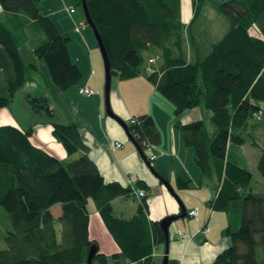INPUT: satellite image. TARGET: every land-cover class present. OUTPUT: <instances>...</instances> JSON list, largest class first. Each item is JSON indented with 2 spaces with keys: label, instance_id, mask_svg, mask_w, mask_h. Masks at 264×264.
I'll use <instances>...</instances> for the list:
<instances>
[{
  "label": "trees",
  "instance_id": "16d2710c",
  "mask_svg": "<svg viewBox=\"0 0 264 264\" xmlns=\"http://www.w3.org/2000/svg\"><path fill=\"white\" fill-rule=\"evenodd\" d=\"M40 0H0L12 27L31 28L33 52L45 62L52 84L61 91L78 86L81 71L71 61L67 45L55 24L37 6ZM89 16L106 49L111 74L121 79L144 75L172 106L174 118L203 104L210 111L203 120L175 126L194 151L202 177L218 180L213 211L227 215L223 230L230 245L211 264H264V190L254 192L253 174L238 155L243 145L260 150L256 171L264 178V144L257 130L264 128V0H220L217 11L229 22L221 38L202 56L191 40L194 56L187 58L180 0H85ZM205 0H192L194 23ZM256 27L259 35L250 33ZM190 33V29H189ZM191 38L193 37L190 33ZM150 62L144 65V58ZM0 70L8 94L0 109L10 107L15 94L33 81L37 68L25 64L10 30L0 23ZM29 101H34L28 97ZM47 110L46 98H37ZM51 111L48 109L50 116ZM51 134L68 160L61 162L32 144V128L0 125V264H83L89 248L88 200L91 198L118 251L113 264H156L153 250L164 248L160 221L150 220L146 194L129 219L113 215L111 201L136 196L147 185L106 182L73 122L52 121ZM144 154L160 144L153 118L134 117L127 124ZM155 160V159H154ZM182 188L188 182L178 180ZM60 206L55 219L51 208ZM61 227L58 235L55 223ZM261 249L262 260L257 249ZM98 250L92 264H105ZM168 264H186L169 257ZM190 264V263H189ZM199 264V263H193Z\"/></svg>",
  "mask_w": 264,
  "mask_h": 264
},
{
  "label": "crops",
  "instance_id": "0c3cea01",
  "mask_svg": "<svg viewBox=\"0 0 264 264\" xmlns=\"http://www.w3.org/2000/svg\"><path fill=\"white\" fill-rule=\"evenodd\" d=\"M187 2L188 0H180L182 21L187 16V11L183 7L187 5ZM38 8L46 15L45 10L41 7ZM67 8L69 7H66V11ZM48 18L55 24L63 37L69 38L67 45L69 57L82 74L78 86H73L58 94L60 99H57V101L59 102L62 115L55 116V121L61 123L73 122L79 127L81 138L89 148L88 155L96 163L106 182L117 181L123 185L132 186L135 185V182L142 181L148 186L145 194L148 204L147 216L150 220L160 221L168 215L181 213L179 203L163 182L170 183L176 190H184V192L177 193L184 203L186 215L183 218L177 219V222H172L169 226V257L179 263L211 264L215 256L230 245V239L223 233L228 222L227 215L218 214L209 207V202L216 196L219 183L213 177L207 178L201 176L194 161V151L189 150L184 144L182 133L175 126L177 120L182 124L202 120V117H200L202 116V111L199 110L197 113H193L194 109L187 110L178 118H174L173 108L156 91L154 86L146 80L144 75L132 79L118 78L116 86L110 90V105L113 112L124 122L127 119L131 120L134 117L148 114L153 118L161 136L160 144L150 148V155H156L158 167L155 169L149 167L151 170L149 172L143 166L144 164L147 165L144 154H140L132 142L130 146L125 145V140L128 137L123 128L114 119L107 115L103 116L102 98L97 96L101 87L100 73L102 68L100 58L95 52L94 46H91L93 42H91L89 34L83 32L77 36L75 32H72L75 29L78 30L77 26L72 27L68 24L59 26L52 17ZM3 19L7 21L6 15L0 7V23L3 22ZM61 19L66 20L69 18L61 17ZM69 23L71 24V22ZM87 43L90 47L87 46ZM19 52L23 62L26 63L21 51ZM30 62L34 65L39 64L35 60H31ZM51 87L53 86H50V89ZM80 87L91 88L95 91V94L91 96L82 95L78 91ZM53 91L55 93L57 90ZM205 114L207 117L210 116L207 112ZM185 119L186 121H184ZM51 122L52 120L32 124V127L30 126L32 128L30 140L36 147L47 151L61 162H65L68 160V157L62 145L51 134ZM5 124L16 125L23 129L27 128H24L14 117L10 116L8 118L3 114L0 118V125ZM263 132L264 128L257 130V137L259 138V135ZM114 142H122V146L120 148H113L112 144ZM260 142L264 144V140ZM248 149L252 154L251 159L253 160L250 159L252 163H250L244 152L249 151ZM112 153L116 157H113ZM157 155H160V157L157 158ZM238 155L251 172L256 171L260 155L259 149L250 145H243L240 147ZM167 164H170V166L175 165L176 171L174 173H172V169L171 171L166 169V171L165 166ZM252 174L254 176L253 172ZM178 180L188 182V187H180ZM260 181L261 187L259 191L257 190L258 192L264 190V180ZM189 188L194 190L192 194L185 191V189ZM252 189L254 192H257L254 190L253 185ZM138 199L136 196L114 198L111 201L113 215L123 219L131 218L137 210ZM129 200H133L135 204H129ZM115 205L118 207H115ZM126 207H128L129 215H127V211L125 210ZM115 208H117V211ZM87 209L89 214L88 233L90 239L97 245L100 253L106 256L109 253L111 256L118 251L114 240L108 233L101 218H99L100 216L95 204L89 208L87 207ZM191 210L196 211L195 217L188 214ZM51 213L57 219L61 214L60 206H53ZM101 223L106 230L102 228ZM99 226H101V234L107 231L109 235L106 236L107 250L102 249L99 244L96 231ZM153 252L160 255L162 251L156 248ZM158 259H155L156 263Z\"/></svg>",
  "mask_w": 264,
  "mask_h": 264
},
{
  "label": "rangeland",
  "instance_id": "374dc122",
  "mask_svg": "<svg viewBox=\"0 0 264 264\" xmlns=\"http://www.w3.org/2000/svg\"><path fill=\"white\" fill-rule=\"evenodd\" d=\"M219 3H220V0H205L204 5L202 7V11L194 23H191L192 16H193L192 0H188L187 5L183 6L184 10L187 11V14H186L187 16L184 18V21H182V23L185 25L183 50L185 51V54H186L188 59L191 60L194 56L193 51H195V49H193V47H191L192 42L199 49V54L204 56L209 52L211 44L217 42L221 38V36L227 31V29L229 28V22L226 20L225 17L220 15L217 11V6L219 5ZM37 5H38V7H41L43 10H45L46 15L48 17H52L53 20L59 26L65 25V24H68L69 26H72V27L77 26L78 30L75 29L72 31L73 33L75 32L77 36L81 35L83 32H87L89 34L90 40H91V42H93V45H91V46H94V48L96 50L95 52L98 54V56L100 58V64H101V68H102L101 73H100L101 87H100L99 95L97 94V96H100L102 98V110H103V116H105L106 115L105 105H104V82H105L104 79H105V77H104L103 61H102V57H101L100 51L98 49L97 42L95 40L93 31L85 21V16H84V13L82 10L80 0H40L37 2ZM66 7H73L75 10V13L69 14L66 11ZM66 16L69 19H66V20L61 19V17L67 18ZM2 21H3L2 23L12 33V36L15 40V43H16L19 51H21V53H22V55L26 61L25 64L31 63L30 62L31 60L32 61L33 60L38 61L39 64L38 65L35 64L36 68H37V73L33 76V81L31 83L30 82L27 83L22 89H20V91H18L15 94L14 99H13L9 108L0 109V118H1V116H3V114L6 115L8 118H10V116H12L24 128L25 127L28 128L30 126L32 127V124L34 125L37 122L43 123V122L50 121V120L55 121V116H61L62 115L61 109L59 107V102L57 101V99H60L58 97V94L63 93V91L54 87V85L52 84L51 79L47 73V68H46L45 62L41 59H38L35 56V54L33 52V45H32V41H35V40L30 39V31H32L31 28L28 29L27 27H24V26L14 28L5 19H3ZM79 21H82V24H83L82 27H79ZM69 22H71V24ZM189 29H190V33L193 36L192 38L190 36ZM250 33L253 35H259V31L257 30L256 27H252L250 29ZM191 40H193V41L191 42ZM87 46L90 47V45H88V43H87ZM144 59H145L144 65L149 66L150 62L147 60L146 57ZM117 82H118L117 75L114 73L111 74V88H110L111 90L116 86ZM50 86H53V87H51V89H50ZM54 88H56V89H54ZM53 90H57V91H55V93H54ZM7 94H8V91H7V84H6L5 75H4L3 71L0 70V96H6ZM28 97L36 99L35 100L36 102H34L32 100L29 101ZM37 98H46L47 101L45 104L47 105V110L44 109V105L42 102L40 103L37 101ZM166 102L169 104V106H171V104L168 101H166ZM260 106H261L262 110L264 111V102L261 103ZM199 108H201V109H199ZM48 109L51 111L50 113L52 116L49 115ZM199 110L202 111V116H200V117H202V120L205 123H207L209 121L210 116H211L210 111L205 109L204 105L201 104L194 109L193 113H197V111H199ZM205 112H207V114H209L210 116L207 117ZM263 116H264V113H263ZM184 121H186V119ZM125 122L128 124L130 122V119L125 120ZM116 126H118V125H116ZM259 139H260L259 141L264 140V132L259 135ZM119 143H122V142H119ZM125 145H127V146L131 145V142L127 138L125 140ZM163 146H165V145H163ZM188 148H189V150H191L193 152V149L191 147H188ZM150 152H151L150 149L145 150L147 158H149V156L151 154ZM244 152H245V155L248 158V160H250L252 158L251 157V155H252L251 151L249 150V151H244ZM112 156L116 157L114 153H112ZM158 157H160V155H157V158ZM251 160H253V159H251ZM251 160H250V163H252ZM157 163H158V161L155 159L151 162L150 166L149 165L147 166L144 163H143L144 164L143 166L146 170L151 172L149 167H153L155 169L158 167ZM166 169H169V171H171V169H172V173H174V171H176V166L175 165L170 166V164H167V166H165V170ZM252 172L254 173V176H253L254 178H253V182H252L253 188L255 191H257V190L259 191V189L261 187V181L260 180H264V178L261 177L257 171H252ZM173 191H174L175 196L178 197V199L181 201V203L184 206L183 201L179 197L180 195L177 193V192H184V190H182V189L176 190L173 188ZM185 191L190 192V194H192L194 192V190L190 189V188L185 189ZM195 191H197V190H195ZM175 196H173V197L176 199ZM176 201L178 202L177 199H176ZM128 202H129V204H135L133 200H129ZM90 206H94V202L91 198L88 200V203H87V207L89 208ZM116 206L117 205H115V207ZM115 209L117 211V208H115ZM125 210L127 211V215H129L128 214L129 213L128 207H126ZM216 213L225 215V213L221 212V211H216ZM174 222H177V221H174ZM101 226H102V228H104V230H106L103 224ZM101 226H99L96 230L97 236H98L99 244H100L101 248L107 250L108 246L106 243V241H107L106 236H109V235H108L107 231H104V233L101 234V232H100ZM55 227H56L58 235H60L61 227H60V224L58 222L55 223ZM0 247H4L3 233H1V230H0ZM157 249L162 251L161 254L158 255V254H156V252H153L152 255H153V258H155V259L159 258L156 264H160L162 257H163L164 248L162 246H160ZM261 253H262L261 249L258 248L257 249V256H258L259 260L263 259V256ZM107 254H108L107 255V262L105 264H112L111 256L109 255V253H107Z\"/></svg>",
  "mask_w": 264,
  "mask_h": 264
},
{
  "label": "water",
  "instance_id": "95a60500",
  "mask_svg": "<svg viewBox=\"0 0 264 264\" xmlns=\"http://www.w3.org/2000/svg\"><path fill=\"white\" fill-rule=\"evenodd\" d=\"M81 6H82V10L85 16V21L88 24V26L92 29L95 40L97 42V46L98 49L100 51L101 57H102V61H103V68H104V77H105V82H104V105H105V113L108 117L114 119L125 131L128 139L130 140V142H132V144L135 146V148L137 149V151L142 154L141 149L137 146L134 138L130 135L129 131H128V126L127 124L121 119L119 118L112 110L111 105H110V88H111V71H110V61L106 52V49L104 47V44L102 42V39L94 25V23L92 22L89 13H88V9L86 6V1L85 0H80ZM164 185L166 186V188L168 189V191L175 196L174 191L172 189V187L170 186V184L168 182H163ZM176 199L178 200V203L180 205L181 208V213L179 214H174V215H168L164 218H162L160 220V227L163 230L164 234H165V243H164V252H163V257L161 260L160 264H168V259H169V226L172 222L176 221L179 218H183L186 215V210L185 207L183 206V204L181 203V201L178 199L177 196H175ZM98 250V247L96 244H93L87 253V258H86V264H92L93 258H94V254L96 253V251Z\"/></svg>",
  "mask_w": 264,
  "mask_h": 264
},
{
  "label": "built area",
  "instance_id": "2783aa9c",
  "mask_svg": "<svg viewBox=\"0 0 264 264\" xmlns=\"http://www.w3.org/2000/svg\"><path fill=\"white\" fill-rule=\"evenodd\" d=\"M67 11L69 13H73L75 10H74L73 7H69V8H67ZM82 26H83L82 22L79 23V27H82ZM78 91H79L80 94L87 95V96H91V95H94L95 94V91L94 90H92L91 88H87V87H80ZM121 146H122V144L119 143V142H114L112 144V147L113 148H120ZM155 158H156V155L155 154H152V155L149 156V160L150 161H153ZM133 182H135V180H133ZM135 194H136V197L137 198H142V197L145 196V191L143 189H138V190H136V193ZM188 214L190 216H195L197 213H196L195 210H191Z\"/></svg>",
  "mask_w": 264,
  "mask_h": 264
},
{
  "label": "bare ground",
  "instance_id": "6f19581e",
  "mask_svg": "<svg viewBox=\"0 0 264 264\" xmlns=\"http://www.w3.org/2000/svg\"><path fill=\"white\" fill-rule=\"evenodd\" d=\"M156 159V158H155Z\"/></svg>",
  "mask_w": 264,
  "mask_h": 264
}]
</instances>
